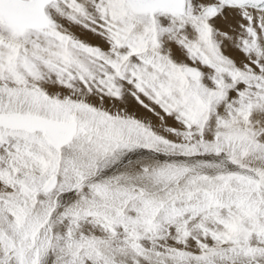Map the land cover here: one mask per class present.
<instances>
[{
    "label": "snow or ice",
    "instance_id": "obj_1",
    "mask_svg": "<svg viewBox=\"0 0 264 264\" xmlns=\"http://www.w3.org/2000/svg\"><path fill=\"white\" fill-rule=\"evenodd\" d=\"M0 264H264V0H0Z\"/></svg>",
    "mask_w": 264,
    "mask_h": 264
}]
</instances>
